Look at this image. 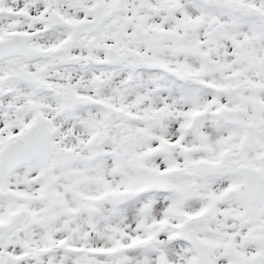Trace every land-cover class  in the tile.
<instances>
[{"label": "snow or ice", "instance_id": "1", "mask_svg": "<svg viewBox=\"0 0 264 264\" xmlns=\"http://www.w3.org/2000/svg\"><path fill=\"white\" fill-rule=\"evenodd\" d=\"M0 264H264V0H0Z\"/></svg>", "mask_w": 264, "mask_h": 264}]
</instances>
